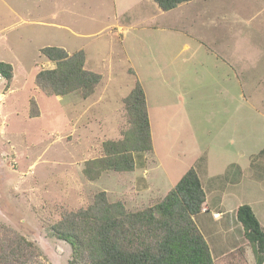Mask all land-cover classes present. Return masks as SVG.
Returning a JSON list of instances; mask_svg holds the SVG:
<instances>
[{"label":"rangeland","instance_id":"374dc122","mask_svg":"<svg viewBox=\"0 0 264 264\" xmlns=\"http://www.w3.org/2000/svg\"><path fill=\"white\" fill-rule=\"evenodd\" d=\"M44 46L83 50L84 67L101 75L93 91L39 89L36 74L55 65ZM0 61L12 66L9 80L0 75V229L37 246L43 256L29 264H68L71 248L50 226L97 192L143 209L190 167L234 176L227 208L264 206V0H192L167 11L146 0H0ZM135 81L152 148L134 154L132 170L90 179L85 162L129 126L124 99ZM226 214V245L212 212L194 216L214 264H254Z\"/></svg>","mask_w":264,"mask_h":264},{"label":"trees","instance_id":"16d2710c","mask_svg":"<svg viewBox=\"0 0 264 264\" xmlns=\"http://www.w3.org/2000/svg\"><path fill=\"white\" fill-rule=\"evenodd\" d=\"M153 1L167 11L190 0ZM41 52L55 64L35 77L36 85L47 95H65L78 89L88 95L101 79L99 73L84 67L81 49L68 53L59 46H44ZM0 75L7 80L12 77L10 63L0 61ZM124 104L129 126L120 139L102 143L104 156L85 162L83 172L90 179L106 169L132 170L134 154L152 148L146 99L139 81ZM204 201L200 178L190 167L152 206L128 211L121 201H109L105 192L99 191L88 206L64 212L50 226V234L69 244L72 258L68 264H214L208 243L194 221ZM236 218L255 264H263L264 229L250 205H239ZM42 256L33 242L1 225L0 264H29Z\"/></svg>","mask_w":264,"mask_h":264},{"label":"crops","instance_id":"0c3cea01","mask_svg":"<svg viewBox=\"0 0 264 264\" xmlns=\"http://www.w3.org/2000/svg\"><path fill=\"white\" fill-rule=\"evenodd\" d=\"M146 1L152 7L160 9L159 6L153 0H146ZM190 1H192V0H190ZM190 1H187V2H190ZM160 10H162V9H160ZM208 164H209V162H208ZM259 166L261 167V169L264 168V162H262L261 165L259 164ZM205 169H206V171L204 174L200 173V171H198L196 169V171L199 175L203 190L205 192V201L202 204V209L198 214L212 212V215L215 217L214 221L217 222L216 226L219 230L218 233L221 234L220 238L223 237L221 244L226 245L227 240L225 239V237L227 236L228 233H230V229L233 228V226H234V225H231L232 222H230L228 224H226V222H225V218H227L229 216L228 214H226L228 212V210L233 212L235 221L239 222L236 218V209L239 205L235 204L233 206V208L232 207L227 208V202H228V200H230L228 187L231 183L234 182V180H233L234 176L230 177L227 174L226 170L225 171H221V170L216 171V169L214 170V169L210 168L209 165L206 166L203 169V171ZM234 172H235V170L232 171V173H234ZM250 207L252 208L255 216L257 217L259 223L262 225V227L264 229V221H262L261 218L259 219L257 216V214H259V213L262 216H264V206H257V208H255L252 204H250ZM236 225L238 226L239 229H242V226H240L241 224L239 225L236 223ZM199 229H200V227H199ZM200 231H201V229H200ZM201 233L205 237L204 232L201 231ZM208 246H209V244H208ZM229 247H231V246H229ZM233 248H234V246H233ZM254 264H255V260H254ZM263 264H264V261H263Z\"/></svg>","mask_w":264,"mask_h":264}]
</instances>
